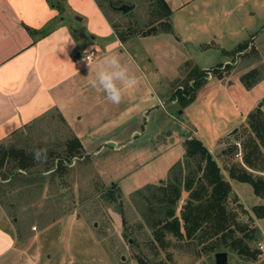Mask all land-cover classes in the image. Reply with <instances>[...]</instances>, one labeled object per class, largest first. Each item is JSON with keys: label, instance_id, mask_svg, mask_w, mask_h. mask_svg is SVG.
<instances>
[{"label": "rangeland", "instance_id": "rangeland-1", "mask_svg": "<svg viewBox=\"0 0 264 264\" xmlns=\"http://www.w3.org/2000/svg\"><path fill=\"white\" fill-rule=\"evenodd\" d=\"M98 1L122 37L131 36L130 32L136 28L141 31L148 28L147 21L150 22L154 9L151 0H123L126 5H136L128 12L109 8L105 0ZM202 1L205 0L193 1L189 8L186 6L187 17L206 9L198 5L193 10L196 2ZM207 1L208 14L216 13L219 18L212 20L214 24L222 20L232 27L228 21L238 15L239 19L243 16V21L240 20L243 24H239L242 27H237L236 33L228 28V32L218 36L216 45L186 41L182 39L184 34L180 40L172 27L168 30L166 23L156 25L157 33L122 40L123 50L119 48L115 54L136 77L137 84L122 90L119 104H113L103 92L98 93L88 81L84 89L83 81L79 80L76 101L79 108L75 111L77 107H71L70 112L64 110L68 118L75 113L72 123L86 135L77 156L64 155L69 142L67 137L73 134L66 123L52 124L47 115L41 125L37 121L14 139L2 142L5 147L26 149L48 144L69 162L53 178L47 170L28 185L15 179L11 185L1 186L4 193L0 195V202L4 203L8 220L14 225L16 236L18 234V246L37 254L35 264H141L140 260L145 264H215L216 252L204 250L212 239L200 244L195 236L184 240L168 234L169 243L164 250L152 246L151 229L139 210L140 204L134 203L141 199L137 191L152 198L151 187L168 181L171 169L184 159L183 142L190 137L206 142L205 146L229 180L234 196L227 198L225 207L234 213L238 226L244 227V231L257 228L252 233L254 239L247 243L259 254L248 258L225 248L228 263L264 264V218H257L251 211L254 205L264 204V197L256 196L249 183L230 179L226 171L231 163L241 160V142L245 130L249 131L247 114L260 101H256L257 105L250 111L246 110L247 102L264 92V77L256 87H248L240 79L253 69L255 74L264 72V0ZM224 15L227 16L224 18ZM234 39H241L240 42H247L248 46L234 52ZM81 48L82 58H85L83 52L97 53L95 48ZM131 59L138 61L139 66ZM191 67L218 69L195 87L192 100L183 106L173 99V93L179 85L183 87ZM92 71H86V77L94 74ZM241 110L247 112L241 114ZM231 125L234 127L229 129ZM234 142H238L236 148L231 147ZM42 167L43 164L37 169ZM113 186L115 202L107 200ZM187 196L188 192L182 190L177 215ZM10 202L17 204L13 203L10 208ZM182 230L185 231L183 226ZM235 231L237 236L243 234ZM22 238L27 242L25 246L21 244Z\"/></svg>", "mask_w": 264, "mask_h": 264}, {"label": "crops", "instance_id": "crops-1", "mask_svg": "<svg viewBox=\"0 0 264 264\" xmlns=\"http://www.w3.org/2000/svg\"><path fill=\"white\" fill-rule=\"evenodd\" d=\"M165 1L171 10V27L179 39L184 34L182 39L186 41L197 40L199 43L216 45L218 36L228 32V28L236 33L242 27L239 24H243L240 23L243 16L239 19L238 15L227 20L232 27L222 20L214 24L212 20L219 18L216 13L208 14L207 0L199 4L196 2L193 10L198 5L206 9L194 17H187L185 9L197 0ZM242 1L246 0H238L239 3ZM188 12L190 14L191 11ZM247 14L251 12L247 11ZM218 28L219 31H216ZM64 30L75 41L74 46L68 45V55L65 56L59 49L55 51ZM240 41L234 39L232 44L236 46ZM123 45L94 0H0V142L14 139L37 121L41 125L43 119L49 116L52 124L65 122L72 135L82 144V138L86 139V135L81 134L80 127L73 125L75 113L68 118L69 114L64 110L70 112L71 107L78 110L79 80L83 81L86 89V81L93 76L89 74L86 77V71L93 70L94 73L104 55L110 51L115 54L119 48L123 50ZM86 46L95 48L97 52L94 53L97 56L93 55L89 62L80 57L83 51L81 47L86 49ZM83 54L85 56L87 53ZM131 62L139 66L138 61L131 59ZM82 96L86 98V93L83 92ZM263 97L264 92H260L258 97L253 96L252 101L247 102L246 110L250 111ZM247 111L241 110V114ZM233 127L231 125L229 129ZM3 206L0 203V264H35L37 254L18 246V234L16 236L14 225L8 220ZM23 240L21 244L25 246L27 242Z\"/></svg>", "mask_w": 264, "mask_h": 264}, {"label": "trees", "instance_id": "trees-1", "mask_svg": "<svg viewBox=\"0 0 264 264\" xmlns=\"http://www.w3.org/2000/svg\"><path fill=\"white\" fill-rule=\"evenodd\" d=\"M105 1L108 3L109 8L117 11L120 5L125 4L123 0ZM95 2L114 29L117 37L119 36L120 41L135 35L145 36L157 33V24L160 26V24L166 23L168 30H171V23L168 21L171 10L165 0H151L154 9L150 22L147 21L149 26L146 30L141 31L136 28V31L130 32L131 36L127 35L124 37H122L120 31H116V25L103 10L99 1L95 0ZM135 7L136 5H133L132 9ZM247 46V42H239L234 47V52L243 51ZM186 67H188L187 64ZM216 69L218 68H189L183 87L180 88L179 86L181 85H179L176 88L177 90L173 93V99L176 98L177 102L185 106L188 101L192 100L195 87L202 83L209 74L215 72ZM254 70H250L240 77L241 81L248 87L255 85L264 77V72L255 74L256 70ZM253 75L255 77L252 78ZM247 123L249 131L245 130V137L241 142V160L231 163L230 166L226 167V171L230 179L249 183L254 194L263 198L264 97L247 114ZM67 138L69 142L64 155L66 154L65 157L68 158L75 157L82 148L81 143L72 134ZM51 147H48V144H37L29 149L24 147H5L0 142V195L4 193L1 186L11 185L15 179H21L28 185L33 178L40 177L44 171L50 170V177L53 178L58 171L66 168L69 162L64 157H61L56 149ZM183 147L184 159L174 165L170 171L169 179L164 185L160 184L158 187H151V191H154L152 198L141 190L137 191L141 199H139V202L135 200L134 203L137 206L140 204L139 210L142 211L144 218L148 222V227L151 229L154 239L151 240L153 241L151 245L153 244L157 248L164 250L169 243L166 239L168 234L176 239H191L195 236L200 244L212 239V242H207L204 250L219 252L227 248L236 255L255 258L259 252L251 250L247 241L254 239L255 235L252 233H255L257 228L244 231V227L238 226L235 221L234 213L228 211L225 207V202L227 198H230L231 193L229 180L224 177L216 160L199 138L190 137L185 139ZM231 147L236 148L235 144H232ZM37 149H47V159L45 161L41 162L33 158V152ZM54 159L57 161L54 162ZM42 164L43 167L38 170L37 167ZM8 165L9 168H6ZM29 189L31 190V188ZM113 189L114 186L108 191L107 200L115 202L116 197L112 192ZM182 190L187 191L188 196L180 208L179 215H177L176 206ZM251 211L257 218H264V204L254 205ZM118 212L122 215L124 222L122 211L119 210ZM234 224L236 228L233 227ZM182 226L185 229L184 232ZM235 230H239L243 234L237 236ZM215 238L217 239L213 241ZM154 251L155 253L158 252V250ZM140 263L145 264L143 260H140Z\"/></svg>", "mask_w": 264, "mask_h": 264}, {"label": "clouds", "instance_id": "clouds-1", "mask_svg": "<svg viewBox=\"0 0 264 264\" xmlns=\"http://www.w3.org/2000/svg\"><path fill=\"white\" fill-rule=\"evenodd\" d=\"M68 45H75L73 37L67 30L58 40L57 49L61 53L68 55ZM88 84L92 88L101 90L113 104H119L122 100V90L133 88L137 84L136 77L129 73L127 66L121 63L117 54L109 52L102 57L94 74L89 78ZM33 158L37 161L47 159V149H37L33 152Z\"/></svg>", "mask_w": 264, "mask_h": 264}, {"label": "water", "instance_id": "water-1", "mask_svg": "<svg viewBox=\"0 0 264 264\" xmlns=\"http://www.w3.org/2000/svg\"><path fill=\"white\" fill-rule=\"evenodd\" d=\"M133 7V5H126V4H122L118 7L119 10H121L122 12H128L129 10H131ZM234 130H232L233 132ZM231 132V133H232ZM234 194L230 193V197H233ZM214 259H215V264H229L228 263V254L226 251H219L216 252L214 254Z\"/></svg>", "mask_w": 264, "mask_h": 264}, {"label": "built area", "instance_id": "built-area-1", "mask_svg": "<svg viewBox=\"0 0 264 264\" xmlns=\"http://www.w3.org/2000/svg\"><path fill=\"white\" fill-rule=\"evenodd\" d=\"M93 55H94V52H93L92 50L89 51V52L85 55L86 60L91 59V57H93ZM234 144H235V145H238V142H234Z\"/></svg>", "mask_w": 264, "mask_h": 264}]
</instances>
